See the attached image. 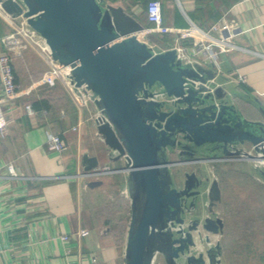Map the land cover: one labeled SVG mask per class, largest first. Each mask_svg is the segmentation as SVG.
<instances>
[{
  "label": "water",
  "instance_id": "95a60500",
  "mask_svg": "<svg viewBox=\"0 0 264 264\" xmlns=\"http://www.w3.org/2000/svg\"><path fill=\"white\" fill-rule=\"evenodd\" d=\"M0 11L26 20L54 61L68 67L64 77L72 90L83 89L97 109L109 159L123 163L112 170L126 173L124 264H154L158 254L165 264H219V243L202 234L222 228L220 218L204 216L220 201L218 181L205 191L209 178L200 171L186 173L177 186L172 168L204 159L249 160L259 164L264 181V120L244 117L211 70L183 64L174 47L155 51L143 24L120 4L0 0ZM83 159L87 173L98 167L96 157ZM191 210L201 213L187 216Z\"/></svg>",
  "mask_w": 264,
  "mask_h": 264
},
{
  "label": "crops",
  "instance_id": "0c3cea01",
  "mask_svg": "<svg viewBox=\"0 0 264 264\" xmlns=\"http://www.w3.org/2000/svg\"><path fill=\"white\" fill-rule=\"evenodd\" d=\"M105 1L113 4L115 0ZM148 1L119 0V4L140 21L141 8ZM160 1L163 27L186 29L195 24L217 40L213 43L216 58L204 68L215 73V84L230 94L231 102L244 117L263 121L264 0H234L227 6H209L217 9L219 22L225 19L226 25L219 31L211 29L216 23L212 19L201 25L191 18L197 8L195 0ZM3 15L0 11V52L4 51L1 38L15 30ZM146 23L142 21L145 28L153 27ZM154 33L159 40L165 36L170 41L164 45L160 40L158 46L147 38L157 52L179 40L172 32ZM179 41L190 46L192 37ZM12 61L18 97L1 104L6 134L0 135V264H94L93 258L96 264H124L130 210L126 173L90 175L84 170V155L96 157L99 168L116 170L123 165L122 161L109 159L110 150L97 133L95 105L91 101L81 104L61 77L54 86L39 82L50 62L38 46L32 45ZM47 86L54 90L47 91ZM26 103L32 104L35 115L26 113ZM51 133L59 134L63 140L65 149L60 155L46 148ZM9 164L15 175L9 172ZM203 166L212 178L218 179L223 198L226 185L219 177V167L214 162ZM184 169L181 167L182 173ZM111 178L121 185L125 209L121 218H128L123 236L118 237L97 218L101 212L97 208L104 203L102 193L112 183ZM224 207L219 212L225 229L216 237L223 251L220 264H239V259L227 254V235L238 233L229 232L231 225L227 221L232 214L229 210L225 215ZM250 214L253 216V212ZM81 230L89 233L81 236ZM65 234L68 241L61 239ZM234 234L232 237L239 240Z\"/></svg>",
  "mask_w": 264,
  "mask_h": 264
},
{
  "label": "built area",
  "instance_id": "2783aa9c",
  "mask_svg": "<svg viewBox=\"0 0 264 264\" xmlns=\"http://www.w3.org/2000/svg\"><path fill=\"white\" fill-rule=\"evenodd\" d=\"M179 3V0H177ZM4 14V15H3ZM4 18L9 24L15 27V30L1 39L4 44V51L0 52V85H1V95H0V135L6 134V122L4 119L1 104L8 103L18 97L14 72H13V57L21 55L27 48L32 45L38 46L40 52L45 54L46 58L49 60L50 67L44 71L39 79L40 83H45L48 86H54L56 84L57 77H61L68 87V90L75 95V98L81 103L86 104L89 101L88 96L85 94L83 89H79V94L72 90L71 85L68 80L65 79L64 73L67 71L68 67L58 64L54 61L51 56V52L47 44L41 38H38L36 32L29 27L26 20L22 17L12 18L9 15L2 12ZM146 16L153 27L145 28L146 33L154 32H172L179 36V40L185 39L187 37H192V42L190 46L184 45L179 40L174 42L171 46L177 51L178 56L181 58L183 64L189 65H201L205 66L209 64L216 58V50L213 45L215 40L209 33L199 26L192 24L190 28L177 29L163 27L161 24V1L160 0H149L146 5ZM18 19V21H16ZM225 24V19L221 22H216L212 25L211 29L219 31L223 28ZM170 47V48H171ZM154 49V48H153ZM25 111L28 115H35V110L30 103L24 105ZM46 148L48 152L60 155L65 149L62 138L59 134H49L46 140ZM8 170L12 175H15V170L12 164L8 165ZM107 172H113L112 169L108 167L95 168L90 173V175H99ZM81 236H86L89 232L87 230H81ZM61 239L63 241H68V235H62ZM92 262L96 264L95 258Z\"/></svg>",
  "mask_w": 264,
  "mask_h": 264
},
{
  "label": "rangeland",
  "instance_id": "374dc122",
  "mask_svg": "<svg viewBox=\"0 0 264 264\" xmlns=\"http://www.w3.org/2000/svg\"><path fill=\"white\" fill-rule=\"evenodd\" d=\"M141 9V16H144V8ZM153 36L152 33L147 38H150L151 41ZM139 38L142 39V34L139 35ZM153 48L155 50L154 46ZM237 161H241V163L236 164ZM205 162L206 164L211 162V165L214 162L216 168L219 167L217 170L219 173L216 172L220 175L221 182L226 185L224 187L226 190L216 211L222 212L221 208L226 206V209L224 207L226 215V212L231 210L232 217H230V221H227L231 225L229 232H237L238 234H233L240 240L234 239L233 234L227 235V254L231 253V257L233 255L235 260L239 259V264H264V181L258 174L257 166L259 164L240 159L224 160L221 163L216 160H205ZM176 174V172L173 173V176L175 177ZM111 180L112 183L107 184L102 193L104 203L98 206L97 211L105 212V208L108 207V214H110L109 210L112 208L114 216H117L115 219H118L123 213L121 210V185L116 183L115 178H111ZM128 211L127 216L130 217V210ZM251 212H253V216L250 214ZM238 224L242 226L238 227ZM154 264H165L163 257L158 254Z\"/></svg>",
  "mask_w": 264,
  "mask_h": 264
},
{
  "label": "trees",
  "instance_id": "16d2710c",
  "mask_svg": "<svg viewBox=\"0 0 264 264\" xmlns=\"http://www.w3.org/2000/svg\"><path fill=\"white\" fill-rule=\"evenodd\" d=\"M231 1H234V0H195V2L197 4V8L193 14L191 13V18L200 22L199 24H201V25H202V23L204 25V23L208 22V20H210V19H212L216 22H219L220 19H218V17H217L218 16L217 9L213 10L209 6H227V5L231 4ZM113 4H115V5L119 4V0L113 1ZM143 8H144V11H143L144 16H141L142 13L140 14V16H139L141 19L140 22L142 23V21H143L145 23L147 22L146 24H151L148 21L147 16H146V6H143ZM129 14H131V13H129ZM153 35L154 36L151 39L152 43H155L156 45L159 46L160 44L158 43V41L160 42V40H161V44H164V45L170 44L169 39L166 38L165 36H163V38H161L159 40L157 34L153 33ZM47 88H48L47 91H49V92L54 90V87H48L47 86ZM123 209L124 208L122 207L121 210L123 211ZM109 212H110V214H108V207H106L105 212L99 213V215L97 214L98 215L97 218H99L98 221H101L105 225L109 226L111 228V230L113 231V234L115 237L122 236V232H125V230H126L128 218L127 217L121 218V216H120L118 219H115V218H117V216H114V214H113L114 211L112 208L109 210Z\"/></svg>",
  "mask_w": 264,
  "mask_h": 264
},
{
  "label": "flooded vegetation",
  "instance_id": "af4514ba",
  "mask_svg": "<svg viewBox=\"0 0 264 264\" xmlns=\"http://www.w3.org/2000/svg\"><path fill=\"white\" fill-rule=\"evenodd\" d=\"M171 160H173V161H179L178 160V156L177 155H171ZM217 160H232V159H217ZM183 161H185V160H183ZM203 162H190V161H188V162H182V164H179V165H177V166H173V168H172V171H173V173H177L176 175H175V177H174V179H175V184L177 185V186H179V185H181L182 186V182H183V180H185V178H184V175L186 174V173H188V174H190V173H192V172H196L197 173V175L199 174V172L200 171H203V174L205 175V176H208V178H209V181L207 182V184L205 185V191L207 190V187L210 185V183L214 180V179H216V178H212L211 176H210V173H209V171L203 166V163H204V161H205V159L204 160H202ZM180 167V168H179ZM181 167L182 168H185L184 169V171H183V173L181 172ZM217 181H218V179H216ZM190 182H192L193 184H194V180L192 179V180H189ZM218 184H219V181H218ZM204 191V192H205ZM203 203H205V198H203ZM220 201H221V193H220ZM220 201H217V202H215L214 203V205H213V207H212V211L211 212H208V210H207V212H205V214H204V216L205 215H209V216H211L212 218H214V217H218V218H220L221 219V221H222V228H221V230H220V232H218V233H210V232H205V231H203L202 230V234L204 235V234H207L208 236H209V238H210V242L212 243V244H215V243H219V245H220V254L218 255V258H219V260L221 261V255H222V245H221V243L219 242V239L218 238H216L217 236H220V234H222L223 233V231H224V229H225V223H224V218L221 216V213L219 212V211H216V209H217V207H218V203L220 202ZM190 202V201H189ZM206 209H207V207H206ZM199 213H201V211L200 210H191L188 214H186L187 216L188 215H195V214H199ZM187 219H186V223H187ZM215 237V238H214ZM220 264V263H219Z\"/></svg>",
  "mask_w": 264,
  "mask_h": 264
},
{
  "label": "bare ground",
  "instance_id": "6f19581e",
  "mask_svg": "<svg viewBox=\"0 0 264 264\" xmlns=\"http://www.w3.org/2000/svg\"><path fill=\"white\" fill-rule=\"evenodd\" d=\"M138 34L141 35L142 33H138ZM139 35H138V36H139Z\"/></svg>",
  "mask_w": 264,
  "mask_h": 264
}]
</instances>
